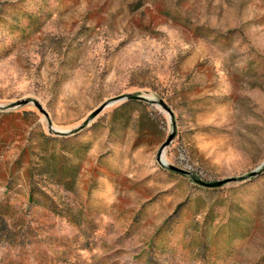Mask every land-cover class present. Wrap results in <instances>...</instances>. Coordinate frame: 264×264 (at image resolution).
<instances>
[{
    "label": "rangeland",
    "instance_id": "1",
    "mask_svg": "<svg viewBox=\"0 0 264 264\" xmlns=\"http://www.w3.org/2000/svg\"><path fill=\"white\" fill-rule=\"evenodd\" d=\"M164 99L163 160L264 163V0H0V106L53 129ZM0 109V264H264V170L157 160L161 106L52 133Z\"/></svg>",
    "mask_w": 264,
    "mask_h": 264
},
{
    "label": "water",
    "instance_id": "2",
    "mask_svg": "<svg viewBox=\"0 0 264 264\" xmlns=\"http://www.w3.org/2000/svg\"><path fill=\"white\" fill-rule=\"evenodd\" d=\"M131 100H137V101H142V102H146V103L149 102L152 104H157V105L161 106L162 108H164L171 116V119L173 122V131L169 135V137L161 144V147L157 153V160H159L160 164L163 165L164 167L167 166L168 169H170L172 171L190 175L195 180L196 183H199L200 185L208 187V188L219 187V186L225 185L231 181H244L245 179L258 176L264 170V163H263L262 165L259 166V168H257L256 170H254L252 172H249V174L243 175L242 177L228 178L225 180L207 182V181H204V180L200 179L199 177L195 176L192 172H190L186 169H183L181 167L178 168L177 166H175L173 164L166 163V161H164L162 158L163 152H164L165 148L167 146H169L170 143L174 140L175 135H176V129H175V113H173L172 109L170 108V106L168 105V103L164 99H156V98H153L150 96L146 97V96L136 94V93L117 95L116 97H112V98L108 99L107 101L103 102L98 108L93 110L81 125H79L76 128L70 129L68 131H59V130L53 129L52 122L48 117L47 111L44 109L41 102L34 100V99L25 98L22 100L14 101L13 103H10L9 105L0 106V109L3 111H7L8 109L19 107V106H22V105H25L28 103H34L35 106L49 119V129L52 133L55 132L58 135L70 136L71 134L78 133V132L82 131L83 129H85V127H87L91 123V121H93L97 116H99L101 111L105 107H107L108 105L115 104L116 102H124V101H131Z\"/></svg>",
    "mask_w": 264,
    "mask_h": 264
},
{
    "label": "bare ground",
    "instance_id": "3",
    "mask_svg": "<svg viewBox=\"0 0 264 264\" xmlns=\"http://www.w3.org/2000/svg\"><path fill=\"white\" fill-rule=\"evenodd\" d=\"M166 161V160H165Z\"/></svg>",
    "mask_w": 264,
    "mask_h": 264
}]
</instances>
